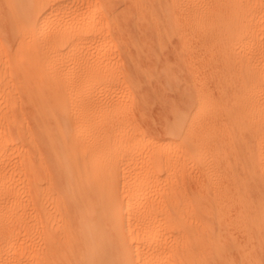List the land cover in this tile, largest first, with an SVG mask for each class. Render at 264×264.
<instances>
[{
	"label": "bare ground",
	"instance_id": "bare-ground-1",
	"mask_svg": "<svg viewBox=\"0 0 264 264\" xmlns=\"http://www.w3.org/2000/svg\"><path fill=\"white\" fill-rule=\"evenodd\" d=\"M0 264H264V0H0Z\"/></svg>",
	"mask_w": 264,
	"mask_h": 264
},
{
	"label": "rangeland",
	"instance_id": "rangeland-1",
	"mask_svg": "<svg viewBox=\"0 0 264 264\" xmlns=\"http://www.w3.org/2000/svg\"><path fill=\"white\" fill-rule=\"evenodd\" d=\"M208 50H213V45H211L209 48H208ZM206 53L207 54H210V52L209 51H206ZM223 90V88H222V86L221 85H217V86H213L212 87V89H211V94H212V97H214L215 98V101H217V102H219V99H218V96H219V93L221 92ZM166 93L168 94L169 93V95H170V93L172 94V92H170V91H166ZM170 96H174V93L172 94V95H170ZM152 101H154V100H151V104H150V106H149V114H148V116H147V118H146V120L148 119L151 123H152V121L153 122H155L156 120H157V118L159 117V115H160V113L162 112V106L161 105H158L159 103L158 102H152ZM155 101H157V100H155ZM158 103V104H157ZM153 108V109H152ZM152 110H153V112H152ZM152 112V114H151V112ZM155 113V114H154ZM151 114V116H149ZM157 114H159V115H157ZM157 115V116H156ZM149 117V118H148ZM157 117V118H156ZM154 118V119H153ZM145 120V121H146ZM147 122V121H146ZM155 136V135H154Z\"/></svg>",
	"mask_w": 264,
	"mask_h": 264
}]
</instances>
